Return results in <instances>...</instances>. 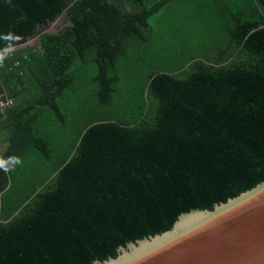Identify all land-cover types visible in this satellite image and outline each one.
<instances>
[{
    "label": "trees",
    "instance_id": "16d2710c",
    "mask_svg": "<svg viewBox=\"0 0 264 264\" xmlns=\"http://www.w3.org/2000/svg\"><path fill=\"white\" fill-rule=\"evenodd\" d=\"M8 32L0 264L115 258L264 181V0H0Z\"/></svg>",
    "mask_w": 264,
    "mask_h": 264
},
{
    "label": "water",
    "instance_id": "95a60500",
    "mask_svg": "<svg viewBox=\"0 0 264 264\" xmlns=\"http://www.w3.org/2000/svg\"><path fill=\"white\" fill-rule=\"evenodd\" d=\"M94 264H264V181Z\"/></svg>",
    "mask_w": 264,
    "mask_h": 264
},
{
    "label": "clouds",
    "instance_id": "9594fccd",
    "mask_svg": "<svg viewBox=\"0 0 264 264\" xmlns=\"http://www.w3.org/2000/svg\"><path fill=\"white\" fill-rule=\"evenodd\" d=\"M0 39L5 41L7 47L5 51H10L15 43H18L20 37L12 32H8L5 34H0ZM5 57L4 55L0 54V66H2ZM23 161L19 156L12 155L8 157H0V170L4 171L5 173L14 170L18 165H21Z\"/></svg>",
    "mask_w": 264,
    "mask_h": 264
},
{
    "label": "rangeland",
    "instance_id": "374dc122",
    "mask_svg": "<svg viewBox=\"0 0 264 264\" xmlns=\"http://www.w3.org/2000/svg\"><path fill=\"white\" fill-rule=\"evenodd\" d=\"M67 22L66 16L63 13L61 14L54 22L43 27V29L47 32H57L65 23ZM37 38H34L28 42V44L36 43Z\"/></svg>",
    "mask_w": 264,
    "mask_h": 264
},
{
    "label": "built area",
    "instance_id": "2783aa9c",
    "mask_svg": "<svg viewBox=\"0 0 264 264\" xmlns=\"http://www.w3.org/2000/svg\"><path fill=\"white\" fill-rule=\"evenodd\" d=\"M11 103V100H0V110L4 109L5 107L9 106Z\"/></svg>",
    "mask_w": 264,
    "mask_h": 264
}]
</instances>
